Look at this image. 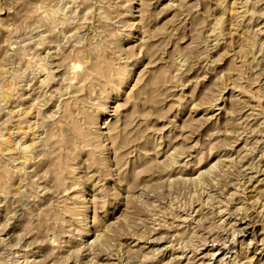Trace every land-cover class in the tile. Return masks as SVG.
I'll use <instances>...</instances> for the list:
<instances>
[{"label":"rangeland","instance_id":"374dc122","mask_svg":"<svg viewBox=\"0 0 264 264\" xmlns=\"http://www.w3.org/2000/svg\"><path fill=\"white\" fill-rule=\"evenodd\" d=\"M69 3L0 0V264H264V0Z\"/></svg>","mask_w":264,"mask_h":264},{"label":"clouds","instance_id":"9594fccd","mask_svg":"<svg viewBox=\"0 0 264 264\" xmlns=\"http://www.w3.org/2000/svg\"><path fill=\"white\" fill-rule=\"evenodd\" d=\"M75 3H76V0H70V3L68 4V8H71ZM68 8H65L64 9V12H67L68 11Z\"/></svg>","mask_w":264,"mask_h":264},{"label":"bare ground","instance_id":"6f19581e","mask_svg":"<svg viewBox=\"0 0 264 264\" xmlns=\"http://www.w3.org/2000/svg\"><path fill=\"white\" fill-rule=\"evenodd\" d=\"M54 13V12H53ZM77 22V21H76ZM44 70V69H43ZM41 71V70H40ZM0 97H1V95H0ZM21 110V109H20ZM80 122V121H79ZM22 148V147H21ZM262 208V207H261ZM257 223V222H256ZM215 254V253H214Z\"/></svg>","mask_w":264,"mask_h":264}]
</instances>
